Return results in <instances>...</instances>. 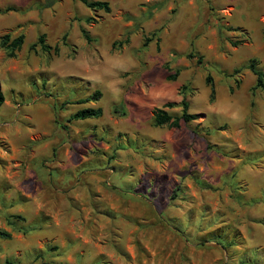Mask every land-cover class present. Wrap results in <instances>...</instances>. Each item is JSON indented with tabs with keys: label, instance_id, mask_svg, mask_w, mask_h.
Wrapping results in <instances>:
<instances>
[{
	"label": "rangeland",
	"instance_id": "rangeland-1",
	"mask_svg": "<svg viewBox=\"0 0 264 264\" xmlns=\"http://www.w3.org/2000/svg\"><path fill=\"white\" fill-rule=\"evenodd\" d=\"M43 1L0 0V41L24 35L14 57L0 46V264H264V161L226 155L264 154L247 69L264 73V0ZM41 34L57 54L31 49ZM183 96L197 119L153 127ZM229 103L242 124L214 111ZM90 107L102 117L71 119Z\"/></svg>",
	"mask_w": 264,
	"mask_h": 264
},
{
	"label": "trees",
	"instance_id": "trees-1",
	"mask_svg": "<svg viewBox=\"0 0 264 264\" xmlns=\"http://www.w3.org/2000/svg\"><path fill=\"white\" fill-rule=\"evenodd\" d=\"M85 7L95 11H104L105 13L110 12V6L108 2L105 1H98V0H79ZM55 3V0H44L41 4H39L38 9H47L51 8L52 5ZM83 37L86 41H90V37L85 30H82ZM150 41L149 39L145 40V44ZM24 42V35H18L17 37L11 39L10 35H4L0 41V46L4 48L9 57H14L15 53L21 48ZM129 42V38H126L124 41L118 42V46L122 47L124 44ZM39 45L41 50L47 54L53 51L55 54L58 53V47H51L45 43V36L41 34L37 38V42L31 46V49L35 47V45ZM238 44V43H235ZM193 57L189 54V58ZM167 69V68H166ZM247 69L255 76V83L251 89L253 92L257 89L264 88V73L257 68V61L251 60L250 63L247 65ZM178 75V71H175L173 74H169L166 77L167 81H175ZM206 83L210 87V97L211 99L214 97V88L211 83V78L209 76L206 77ZM237 85L238 82H235ZM101 97L100 92L95 91L90 97L80 100L78 103L83 104L87 102H94L98 101ZM3 95L0 92V108L3 104ZM176 104L174 102H167L160 108H154L152 111V126L155 128L167 126L169 128H173L178 130L181 126V123H190L197 119L196 114H191L188 112V102L186 98L183 96L180 101V106L182 108L181 113L179 115H171L164 109L174 108ZM103 111L100 107H90V108H83L77 110L72 116V120H86V119H99L102 117ZM231 151L230 154H226L231 159H241L245 164H254L256 163L257 159H260V162L264 161V154L260 156H251L250 154L242 158L240 154ZM239 189V187H238ZM0 237H9L8 234L0 232ZM56 249V247H54ZM5 264H12V262L6 261Z\"/></svg>",
	"mask_w": 264,
	"mask_h": 264
},
{
	"label": "clouds",
	"instance_id": "clouds-1",
	"mask_svg": "<svg viewBox=\"0 0 264 264\" xmlns=\"http://www.w3.org/2000/svg\"><path fill=\"white\" fill-rule=\"evenodd\" d=\"M108 64L110 65V69L112 71L121 72L125 71L126 65L124 62L117 58L115 55L110 57L108 60ZM89 80L92 81L93 84L101 81V77L96 76L88 77ZM103 87L108 90V92L112 95L114 99H118L121 94V89L119 87V81L117 79H111L107 81H103ZM218 115L225 116L230 122L234 124H242L245 120V114L243 108L239 105H233L229 103L228 106H220L214 110Z\"/></svg>",
	"mask_w": 264,
	"mask_h": 264
},
{
	"label": "bare ground",
	"instance_id": "bare-ground-1",
	"mask_svg": "<svg viewBox=\"0 0 264 264\" xmlns=\"http://www.w3.org/2000/svg\"><path fill=\"white\" fill-rule=\"evenodd\" d=\"M161 95H162V94H161ZM161 95H159V96H160V97H159L160 99L163 97V95H162V96H161ZM165 96H166V95H165ZM165 96H164V97H165ZM164 97H163V98H164ZM159 98H158V99H159Z\"/></svg>",
	"mask_w": 264,
	"mask_h": 264
}]
</instances>
